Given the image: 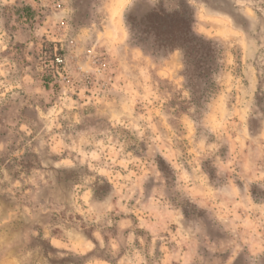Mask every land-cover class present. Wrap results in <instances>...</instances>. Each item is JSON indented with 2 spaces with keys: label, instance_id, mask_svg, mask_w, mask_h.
Returning a JSON list of instances; mask_svg holds the SVG:
<instances>
[{
  "label": "rangeland",
  "instance_id": "rangeland-1",
  "mask_svg": "<svg viewBox=\"0 0 264 264\" xmlns=\"http://www.w3.org/2000/svg\"><path fill=\"white\" fill-rule=\"evenodd\" d=\"M159 1L0 0V264H264V0H163L203 80L133 40Z\"/></svg>",
  "mask_w": 264,
  "mask_h": 264
},
{
  "label": "trees",
  "instance_id": "trees-1",
  "mask_svg": "<svg viewBox=\"0 0 264 264\" xmlns=\"http://www.w3.org/2000/svg\"><path fill=\"white\" fill-rule=\"evenodd\" d=\"M164 3L160 0L139 20L128 18L133 40L154 54L183 51L185 61L194 67L196 77L201 80L207 78L214 72L215 50L212 43L194 34L193 12L188 4L179 1L176 9L168 11ZM25 11L30 12V9L26 8ZM60 55L58 51L45 58L44 65L48 71H54L58 67L56 61Z\"/></svg>",
  "mask_w": 264,
  "mask_h": 264
}]
</instances>
